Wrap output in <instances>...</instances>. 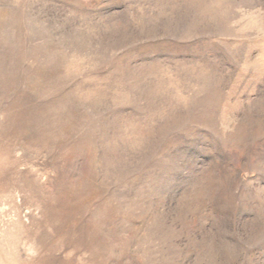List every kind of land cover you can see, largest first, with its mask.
I'll use <instances>...</instances> for the list:
<instances>
[{"label": "rangeland", "instance_id": "1", "mask_svg": "<svg viewBox=\"0 0 264 264\" xmlns=\"http://www.w3.org/2000/svg\"><path fill=\"white\" fill-rule=\"evenodd\" d=\"M0 264H264V0H0Z\"/></svg>", "mask_w": 264, "mask_h": 264}]
</instances>
